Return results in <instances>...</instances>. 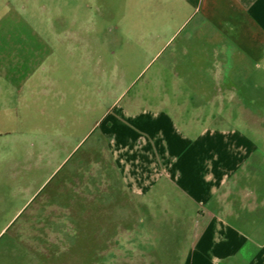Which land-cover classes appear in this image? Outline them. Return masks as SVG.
I'll list each match as a JSON object with an SVG mask.
<instances>
[{"label": "rangeland", "instance_id": "1", "mask_svg": "<svg viewBox=\"0 0 264 264\" xmlns=\"http://www.w3.org/2000/svg\"><path fill=\"white\" fill-rule=\"evenodd\" d=\"M152 12L170 15L160 2L0 0V264H167L186 248L194 205L177 194L182 183L162 177L136 195L110 150L120 126L136 142L150 138L149 124L127 111L149 120L160 110L209 145L192 151L197 164L226 138L264 154L263 135L243 119L263 125L264 86L249 87L250 97H151L153 72L175 47L152 59L150 26L163 23ZM261 71L242 73L257 82Z\"/></svg>", "mask_w": 264, "mask_h": 264}, {"label": "crops", "instance_id": "2", "mask_svg": "<svg viewBox=\"0 0 264 264\" xmlns=\"http://www.w3.org/2000/svg\"><path fill=\"white\" fill-rule=\"evenodd\" d=\"M157 2L166 5L170 15H150L152 23L163 22L150 26L152 45L157 47L152 59H158L165 47H175L153 72L151 97H250L249 87L264 86V0H135L137 7ZM195 18L194 29L175 44L182 26ZM213 33L219 43H213L218 42ZM194 52L198 53L195 58ZM211 52L217 56L213 61ZM230 58L234 66L233 62L229 65ZM223 61H227L225 74L220 66ZM214 65L219 69L212 81L208 76ZM250 67L262 70L261 80L250 81L248 76L245 80L242 71ZM231 68L235 73H230ZM208 86L214 87L211 95ZM158 103L162 109L159 106H164V99ZM159 111L149 120L125 112L126 118L149 124L150 138L136 142V132L120 126L111 137L110 150L123 166L125 183L134 194L145 195L164 177L172 184L182 183L177 194L194 205L188 245L172 262L164 263L264 264V154L257 153L255 144L247 147L226 138L213 148L219 154L204 161L199 158L197 164L192 151L209 149V145L192 142L179 132L174 120L164 118L167 128ZM243 119L264 137V121L257 126L247 116ZM196 164L197 169L192 170Z\"/></svg>", "mask_w": 264, "mask_h": 264}]
</instances>
